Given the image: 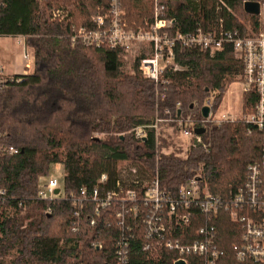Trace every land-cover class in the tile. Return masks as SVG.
I'll list each match as a JSON object with an SVG mask.
<instances>
[{
  "label": "trees",
  "instance_id": "1",
  "mask_svg": "<svg viewBox=\"0 0 264 264\" xmlns=\"http://www.w3.org/2000/svg\"><path fill=\"white\" fill-rule=\"evenodd\" d=\"M121 1L130 26L142 27L144 18L151 20L148 2ZM225 1L251 27H257V16L246 13L243 3L262 0ZM162 3L181 33L200 25L209 27L207 20L214 16L215 0ZM108 6V0H46L44 7L39 0H0V36H22L32 50V73L0 89V149L18 150L12 155L0 152V187L6 193L0 214V264H6L9 254H13L9 264L110 263L120 230L106 217L108 210L95 215L87 206L76 217L70 198L82 187L90 191L103 174L106 186L113 187L124 162H138L148 175L157 164L160 186L172 195L199 169L209 192L226 197L242 185L247 166L259 161L264 132L241 121L224 122L203 132L205 146H191L185 157L158 150L163 142L151 127L155 117H169L165 110L174 116L178 102L183 115L199 117L207 99L214 113L227 85L240 78L242 62L234 59L229 46L213 55L183 48L176 60L185 68L166 70V86H155L142 77L136 63L133 73H122L124 48L70 41L75 27L86 25ZM53 8L66 10L68 17L51 19ZM222 15L225 27L246 30L225 10ZM243 102L247 111L252 101L244 97ZM136 128L143 136L136 137ZM56 162L64 169L63 193L54 200H41V179ZM141 165L139 171L146 173ZM45 207L51 208L49 214L39 212L32 218L29 213ZM196 215L198 220L183 229L191 241L198 238L196 230L203 218L197 211ZM91 218L96 219L95 225H90ZM212 223L222 253L218 264H261L235 259L240 226L226 212H219ZM143 240L131 241L135 255L130 264H172L175 253L167 249L159 252L158 260L144 261L139 252ZM97 241L102 242L101 249L92 245Z\"/></svg>",
  "mask_w": 264,
  "mask_h": 264
},
{
  "label": "built area",
  "instance_id": "2",
  "mask_svg": "<svg viewBox=\"0 0 264 264\" xmlns=\"http://www.w3.org/2000/svg\"><path fill=\"white\" fill-rule=\"evenodd\" d=\"M106 12L94 14L89 23L75 27L71 35L72 44L84 46L105 44L109 47H122L128 50L135 43L149 45L151 54L139 59L137 69L141 76L152 80L157 85L166 86L169 80L164 77L166 70L179 72L185 67L176 60V54L183 48H197L201 52L213 55L216 51L229 46L231 52L242 62V109L240 116L223 115L215 117L211 100L207 99L203 106L209 111L203 117L183 115L180 103L176 104V114L166 119L180 129L190 140L191 146L204 147L201 134L196 128L209 131L224 122L241 121L249 128L264 132V0L258 3L257 27L243 31L237 26L225 27L222 12L225 10L234 20H239L225 0H215L214 16L207 20L209 27L198 26L194 31L181 33L175 29L174 17L166 16V7L162 0H152L151 20L145 26L134 28L124 17L121 0H108ZM51 19H65L67 11L62 8L50 10ZM22 44L27 48L24 37ZM24 71L21 74H7L0 65V89L8 83L19 81L32 73V64L27 52L23 55ZM250 102L247 111L243 109V98ZM163 99L164 95L160 94ZM202 106V107H203ZM201 107V108H202ZM171 116V117H170ZM163 119L156 116L152 128L157 138V126ZM136 137L143 136L140 128H136ZM17 149L8 147L0 152L16 154ZM107 175H101L93 188L88 191L82 187L70 198L73 216L79 217L81 211L90 206L95 215L108 210L107 218L119 230L120 235L115 242L113 260L106 264H130L134 248L131 241L139 237L144 240L139 244V252L144 261H156L162 249L175 253L172 264L181 260L184 264H218L221 251L215 243V227L212 221L219 212L224 211L229 219L240 226L239 242L234 245L235 259L264 264V136L260 149L259 161L249 164L242 185L228 192L226 197L216 196L209 192L202 181L201 171L192 172L179 187L175 195L160 186L157 164L152 175L142 173L138 167L131 165L127 171L120 169L114 186L108 188ZM58 188L57 179L51 177L42 183L38 192L41 200H54L59 197L55 193ZM6 202L5 190L0 187V214ZM196 211L203 216L196 230L197 239L186 238L184 228L197 219ZM43 214L51 212L50 207L40 210ZM96 219H90L95 225ZM77 228L74 227L73 231ZM181 230V231H179ZM181 237L185 242L181 241ZM187 240V241H186ZM96 249L102 248V242H93ZM138 255V254H137Z\"/></svg>",
  "mask_w": 264,
  "mask_h": 264
},
{
  "label": "rangeland",
  "instance_id": "3",
  "mask_svg": "<svg viewBox=\"0 0 264 264\" xmlns=\"http://www.w3.org/2000/svg\"><path fill=\"white\" fill-rule=\"evenodd\" d=\"M46 0H39L41 7H44ZM148 2V5H153L152 0H144L143 2ZM235 14L236 12L232 10ZM237 15V14H236ZM239 20L245 25L247 30H252L251 22L249 20H244L237 15ZM239 20H236L239 22ZM145 21H148V18H144L143 25L145 26ZM27 52L32 64V50L28 47L25 48L22 45V42L17 36H0V58L3 64V70L8 71L12 68L19 66V64L23 61L22 57L24 52ZM151 49L149 45L143 43H135L128 50H125L124 55L121 59V72L122 73H133L135 63L138 65V61L141 57L147 56L151 54ZM234 59H237L233 54ZM25 60V59H24ZM26 61V60H25ZM235 81L231 82L227 85L225 93L223 95L222 100L217 106L216 111L214 112L215 117H221L223 115H241V107H242V83L240 82L239 76L234 79ZM162 121L158 123L157 126V137L161 139L163 142L162 149L160 150L163 154L175 153L179 157H185L187 151L190 149L191 144L188 137H185L180 129H177L170 121H168L165 117H162ZM160 143V141H159ZM121 165V169L127 171L129 167L135 165L140 168V165L136 161H127ZM143 168V166L141 165ZM143 170L148 174L146 169ZM197 171H200L199 169ZM152 175V174H150ZM55 178L58 181V188L61 193H63V184H64V169L63 165L59 162L53 163L49 167V173L47 177H43L41 180L44 183L49 178ZM40 210L37 208H32L29 213L32 216H37ZM27 221V220H26ZM13 254H9L4 258V262L9 264V260Z\"/></svg>",
  "mask_w": 264,
  "mask_h": 264
},
{
  "label": "water",
  "instance_id": "4",
  "mask_svg": "<svg viewBox=\"0 0 264 264\" xmlns=\"http://www.w3.org/2000/svg\"><path fill=\"white\" fill-rule=\"evenodd\" d=\"M243 9L246 13L248 14H257L258 13V3L256 2H251V1H245L243 3ZM208 111H209V107L208 106H203L201 108V114L203 117H206L207 114H208ZM194 132L196 134H202L204 132V128H196L194 130ZM194 144L196 146H199V144L196 142V140H194ZM59 192V189H56L55 193H58ZM175 264H184L183 261L179 260L177 261Z\"/></svg>",
  "mask_w": 264,
  "mask_h": 264
},
{
  "label": "crops",
  "instance_id": "5",
  "mask_svg": "<svg viewBox=\"0 0 264 264\" xmlns=\"http://www.w3.org/2000/svg\"><path fill=\"white\" fill-rule=\"evenodd\" d=\"M12 37V36H11ZM17 37H19L20 38V40H23V37L22 36H17ZM22 42V41H21ZM25 42V41H24ZM23 45V44H22ZM23 57V56H22ZM23 61L19 64V66H16V67H14V68H12L11 70H8V71H5V73H7V74H21V73H23V71H24V64H25V60H24V58L22 59ZM2 63V60H1V58H0V65L2 66L3 64H1ZM4 66V65H3ZM2 66V67H3Z\"/></svg>",
  "mask_w": 264,
  "mask_h": 264
}]
</instances>
